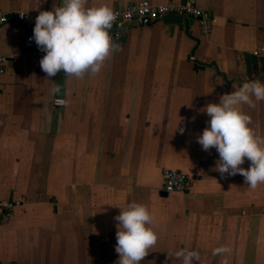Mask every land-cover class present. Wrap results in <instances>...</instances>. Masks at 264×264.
I'll use <instances>...</instances> for the list:
<instances>
[{
  "label": "crops",
  "instance_id": "crops-1",
  "mask_svg": "<svg viewBox=\"0 0 264 264\" xmlns=\"http://www.w3.org/2000/svg\"><path fill=\"white\" fill-rule=\"evenodd\" d=\"M59 3L0 0V12L39 14ZM196 4L203 16L189 18L188 33L184 23L126 26L114 42L119 51L82 79L46 78V53L23 49L35 22L0 25L8 57L0 74V202H21L11 217L0 215V264H118L114 217L131 201L148 207L158 235L140 264H182L168 256L181 248L199 250V264H264V183L252 189L240 174L222 176L217 150L196 139L210 119L204 106L243 83L194 62L215 63L228 80L264 73L254 53L264 47V0ZM59 97L65 104L54 106ZM243 110L264 137V100ZM250 164L245 158L241 167ZM166 168L188 173V188L162 195ZM221 245L231 251L213 255Z\"/></svg>",
  "mask_w": 264,
  "mask_h": 264
},
{
  "label": "clouds",
  "instance_id": "clouds-1",
  "mask_svg": "<svg viewBox=\"0 0 264 264\" xmlns=\"http://www.w3.org/2000/svg\"><path fill=\"white\" fill-rule=\"evenodd\" d=\"M88 2L60 0L52 10L40 11L36 17L33 36L29 39L46 53L40 59L46 78L51 79L59 72L77 79L86 74L98 75L106 59L119 51V45L109 34L116 19L113 9L107 5L89 7ZM58 90L56 86L51 89L53 93ZM262 100L264 83L258 80L244 82L239 88L220 95L218 103L210 102L202 109L210 119L196 138L203 150L213 147L217 150L220 159L216 170L222 176L240 174L252 189L264 183V137L251 127V116L243 106L254 108L255 102ZM245 158L251 162L247 169L241 167ZM114 219L118 221L115 246L118 264H140L158 240L152 227L153 215L146 205L131 201L120 208ZM230 251L227 245H221L212 254L224 255ZM168 256L182 259V264L200 261L197 249L181 248L169 251ZM222 264H228L227 259Z\"/></svg>",
  "mask_w": 264,
  "mask_h": 264
},
{
  "label": "built area",
  "instance_id": "built-area-1",
  "mask_svg": "<svg viewBox=\"0 0 264 264\" xmlns=\"http://www.w3.org/2000/svg\"><path fill=\"white\" fill-rule=\"evenodd\" d=\"M197 0H182V1H168L165 3L153 4L149 0H139L132 2L122 8H114L113 11L116 19L110 29V36L113 42H119L123 31L122 26L129 22H142L146 25L149 22L162 21L166 15H180L182 18H197L203 16V11L197 6ZM17 12L13 17L6 13L0 12V25L8 22L11 18L20 23L35 22L38 14H30ZM33 34L27 33L23 39V49L29 54H37L41 51L38 49L34 40H30ZM254 53L261 58L264 67V47L255 50ZM8 57L0 53V74L5 71L4 64ZM54 106H63L65 104L64 98H54ZM163 177V191L166 193L184 191L188 188L191 177L188 173L181 169L166 168L162 172ZM19 200L14 203L0 202V215L4 218H9L12 215V207L15 204H20Z\"/></svg>",
  "mask_w": 264,
  "mask_h": 264
},
{
  "label": "water",
  "instance_id": "water-1",
  "mask_svg": "<svg viewBox=\"0 0 264 264\" xmlns=\"http://www.w3.org/2000/svg\"><path fill=\"white\" fill-rule=\"evenodd\" d=\"M199 18L201 19V17H199ZM162 21L165 24H181V23H184L185 31L188 33V30H189V18H186V17L182 18L180 15H166V16L163 17ZM153 23H155V21L154 22H149L146 25H151ZM133 24H136L138 26H143L144 25L142 22H139V23H137L135 21L134 22H129V23L124 24L122 26V31L125 30L126 26L133 25ZM194 62L196 63L197 68H199V69H204L205 66L210 67L211 65H213V67L215 68L216 74L222 76L223 80H225V81H228V82L236 81L238 83H244L245 82V81H242V80H240L238 78L228 80L226 78L225 74L219 72V70L217 69V66L213 62L212 63H204V62H200L198 60H194ZM262 77H264V73L258 75L257 78L249 80V81H256V80L259 81ZM249 81H247V82H249ZM161 194L165 195V196L167 195V193L165 191H162Z\"/></svg>",
  "mask_w": 264,
  "mask_h": 264
}]
</instances>
